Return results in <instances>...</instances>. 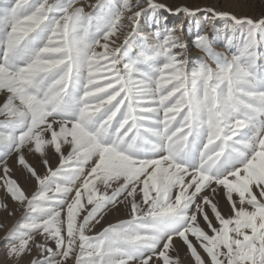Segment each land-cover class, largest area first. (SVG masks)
I'll return each mask as SVG.
<instances>
[{
	"label": "snow or ice",
	"instance_id": "snow-or-ice-1",
	"mask_svg": "<svg viewBox=\"0 0 264 264\" xmlns=\"http://www.w3.org/2000/svg\"><path fill=\"white\" fill-rule=\"evenodd\" d=\"M78 4L0 7V189L23 212L6 236L8 258L19 264L35 252L31 264H180L170 255L179 239L195 264H264V64L257 51L264 18L207 9L210 20L247 33L229 58L198 31L195 46L215 67L201 59L189 69L182 35H141L144 9L131 0ZM148 7L165 6L148 0ZM181 11L192 17L200 9ZM134 37L141 38L135 55ZM49 146L59 166L45 158L41 176L22 150L44 156ZM13 152L37 182L31 196L11 176ZM221 191L228 216L215 199ZM118 205L128 219L86 234Z\"/></svg>",
	"mask_w": 264,
	"mask_h": 264
},
{
	"label": "rangeland",
	"instance_id": "rangeland-1",
	"mask_svg": "<svg viewBox=\"0 0 264 264\" xmlns=\"http://www.w3.org/2000/svg\"><path fill=\"white\" fill-rule=\"evenodd\" d=\"M131 1H132V4L134 6L139 5L141 8L144 9V14L141 17L140 26L142 28L147 26V29H144V31H146L148 34L154 32L156 30H160L163 33L165 29H175L177 31V34L182 35V38L185 39V43H187L186 44V47H187L186 57L188 60V68L189 69H191L195 66H198V63L201 59L206 60L211 66L215 67V65L212 64V61L208 59L207 54L200 51L195 46V40L197 38L198 31L200 34H205L210 38L213 50L215 52L222 53L223 55L228 56L229 58L231 57V55H233L237 52V47L242 45V42H243V40L246 36V33H247L246 26H236L235 28H233L230 21H226V20L221 19V18L210 20L211 13H209L207 11V9H214V8H204V10L202 12H200L201 14L199 16L195 15V16L189 17V16L185 15L182 11L178 12L179 9L187 8L184 6H181L179 9H177L176 12L168 11L169 9L168 10L166 9V11H164V9H165V7H164L162 9H157L153 13L152 10L148 7V0H146L147 1L146 3L144 0H131ZM158 1L159 0H157V1L154 0L155 3L159 4ZM250 1L255 2L254 5H255L257 11H255V13L253 12L254 13L253 16L248 14V15H246V17L252 18L254 20L261 19L262 17L258 18L257 16L258 15H261V16L264 15V0H250ZM15 2H16V0H0V7H3L4 5L12 6V5H14ZM65 2H67V0H65ZM87 2L96 3V0L95 1L93 0L92 2H91V0H80V4H85ZM104 3L112 4L114 6H118L121 3V0H104ZM80 4H78L77 6H80ZM160 4H163V2H160ZM86 10L91 11V9H86ZM214 10H216L218 12L230 13V14L236 16L237 18H244L243 16L238 17V15L235 14L236 13L235 11H233V10L227 11L220 6H218ZM165 14H167L169 16V19L164 21L163 17ZM153 16L156 18V20L159 21L158 24L152 23V17ZM186 17H188L189 20ZM182 19H185V20L182 22ZM190 20H191V22H190ZM196 22H198V23L196 24ZM180 23L182 24L181 28H178ZM141 35H143V33ZM229 38H231V40H232V43H233L232 47H226V44H227V41ZM258 39L260 40V44L257 48V51L261 57V60L259 62L264 64V37H258ZM122 42H123V40L120 43H122ZM140 43H141L140 37H134L133 38V48H132V54L133 55L136 54V52L138 50V46ZM111 46H113V45L110 44V47ZM191 49H193V50L191 51V53H189ZM97 51H102V50L97 49ZM173 51H180V50L174 49ZM0 119H2V117H0ZM49 147L45 148V155L44 156H42L39 153H36L34 150L29 151L27 147H26V149L22 150L23 154L25 156L26 162L36 170L38 175L43 176L47 172V170L44 166V163H43V160L45 158L48 159L49 166L53 170H55L59 166L58 154H54V150L50 151V149H52V148L51 147L49 148ZM67 148L68 147H66V148L63 147L62 150L65 153H67V151H68ZM7 163H8V166H10L9 168L11 169V176L19 183V185L26 192V194L28 196H31L37 190V182H35L36 181L35 178L32 177L31 174L28 173L27 170L24 169L23 166L18 163V156L16 153L13 152L12 154H10L7 157ZM56 163H58V164H56ZM42 171H44V173ZM0 174H2V172H0ZM204 194L207 195L208 193L205 192ZM5 196H6V194L3 191V189H0V223H1L0 226H2V227H0V264H14V262L12 260H10L8 258V255H7L8 248H9L11 241L6 239V236H7V233L17 224V222L21 221L22 216H23V212L17 211V215H15L16 217H15V219H13L14 220L13 222H11L13 216L10 217V219H9V217L7 219H5V215H4L5 210H4V207H2V205H4V202H6L9 199V198L6 199ZM218 196H221V198L224 201H220L219 198H217ZM218 196H216L215 199L218 201L219 210L225 216L230 215L231 214L230 205L227 203L223 192L221 191ZM236 198L237 197L234 194V199H236ZM220 204L221 205L223 204L222 205L223 210H221ZM119 206H117L116 208H113L111 211H108L104 215V218L101 220V223L99 225H96L91 230V232L86 233V234L95 235V234L99 233L100 231H102V229L104 227H106L110 224H116L121 220L128 219L129 218L128 217V209L125 208L124 205H123L124 209L122 206H120V207ZM116 210H118V214H117V212H115ZM206 210L208 211L209 216L212 217L213 214L211 213L210 207L206 208ZM119 211L121 212V214ZM122 217H124V218L122 219ZM3 222H4V224H3ZM199 223L202 226H204V222H203L202 218L199 220ZM213 223H215L214 219H213ZM205 230L207 231L206 226H205ZM36 239L40 240L41 238L37 235ZM174 242H176V243H174L175 250L171 251L170 255L174 259L178 258L180 261V264H195L194 260L190 256V253H188L186 246L183 245V243L179 239H176ZM52 246H54V245H52ZM199 251H200V254L205 259H207V256L205 253H203L202 249H199ZM36 256H37V254L35 252H33L31 255H25L20 260L19 264H31V260L36 258Z\"/></svg>",
	"mask_w": 264,
	"mask_h": 264
},
{
	"label": "bare ground",
	"instance_id": "bare-ground-1",
	"mask_svg": "<svg viewBox=\"0 0 264 264\" xmlns=\"http://www.w3.org/2000/svg\"><path fill=\"white\" fill-rule=\"evenodd\" d=\"M93 0H91V2H92ZM95 1V0H94ZM145 1V3L147 2L146 0H144ZM157 1V0H156ZM132 2V1H131ZM159 2V4H160V2H163V4H161V5H165V9H164V11H166V9L168 10V9H171V12H176L177 11V9H179L181 6H184V7H187V8H189V9H193V10H196V9H200V11H198L197 12V16H199L201 13L200 12H202L203 10H204V8H217L218 6H220V7H222L223 9H225V10H227V11H229V10H233V11H235L236 13L235 14H237L238 15V17H246V15H251V16H253L254 15V13H255V11H257V9H256V7H255V2H251L250 0H159L158 1ZM263 5V4H262ZM171 7V8H170ZM260 8V7H259ZM169 11V10H168ZM232 11V12H233ZM254 12V13H253ZM258 13V12H257ZM255 17V16H254ZM258 18H260V17H262V18H264V15H258L257 16ZM256 17V18H257ZM164 19V21L165 20H168L169 19V16L167 15V14H165L164 15V17H163ZM187 19H188V17H186ZM185 19H182V22L184 21ZM189 20V19H188ZM172 21V20H171ZM190 22H191V20H190ZM201 22V21H200ZM124 23L125 24H127V20H125L124 21ZM146 23V22H145ZM198 22H196V24H197ZM211 23V22H210ZM141 24V23H140ZM181 23L179 24V27L178 28H181ZM141 27V26H140ZM146 27V28H145ZM145 27H141L140 28V31H141V34L143 33V35L144 34H148L146 31H144V29H147V26H145ZM177 28V29H178ZM215 28V27H214ZM127 29H125V31H126ZM226 30V29H225ZM235 33V32H234ZM183 34V33H182ZM184 35V34H183ZM118 36H119V39L117 40V44L118 43H120L122 40H123V32L122 33H119L118 34ZM220 36V35H219ZM223 37V36H222ZM113 39H117L116 37H113ZM212 39V38H211ZM184 40V43H185V39H183ZM185 44H187V43H185ZM114 46V45H113ZM193 49H191L190 50V52L189 53H191V51H192ZM3 99H4V97L2 96V95H0V102H2L3 101ZM48 136H49V138H50V134H47ZM65 148L67 147V146H64ZM48 148V147H47ZM50 148V147H49ZM26 149V148H25ZM68 149V148H67ZM69 150V149H68ZM50 151H53V149H50ZM68 152V151H67ZM53 153V152H52ZM55 154V153H54ZM65 154H67V153H65ZM34 155V154H33ZM41 156V155H40ZM42 157V156H41ZM53 162V161H52ZM43 164V163H42ZM52 164V163H51ZM56 164H58V163H56ZM38 165V164H37ZM54 165V164H53ZM10 167V166H9ZM38 168V167H37ZM40 169V168H39ZM38 169V170H39ZM44 169V168H43ZM43 173H44V171H42ZM41 172V173H42ZM38 174V173H37ZM34 182V181H33ZM36 182V181H35ZM34 182V183H35ZM38 187V186H37ZM28 188V187H27ZM35 188V187H34ZM217 198H219V200L220 201H224L222 198H221V196H218ZM4 204H6L7 205V209H5L4 208V210H5V219H7L8 217H9V219H10V217H12L13 216V218H12V221L11 222H13L14 220L13 219H15V215H17V205H16V203L15 202H13V201H11V199L9 198L6 202H4ZM225 204V203H224ZM227 204V203H226ZM221 205V204H220ZM223 205V204H222ZM221 205V210H223V206ZM119 206V205H118ZM120 206H122L123 207V205H120ZM119 206V207H120ZM225 206V205H224ZM126 208V207H125ZM118 209V208H117ZM123 209H124V207H123ZM126 210V209H125ZM121 211V210H120ZM119 211V212H120ZM9 212H12V213H14V214H12V215H9ZM115 212H117V214H118V210H116ZM224 212V211H223ZM120 214H121V212H120ZM124 214V213H123ZM125 215V214H124ZM113 217V216H112ZM107 218V217H106ZM124 217H122V219H123ZM1 224V223H0ZM3 224H4V222H3ZM10 224V223H9ZM4 233V232H3ZM174 243H176V242H174ZM177 246V245H176ZM181 247V246H180ZM184 249V248H183ZM183 251V250H182ZM179 252V251H178ZM5 260V259H4Z\"/></svg>",
	"mask_w": 264,
	"mask_h": 264
}]
</instances>
